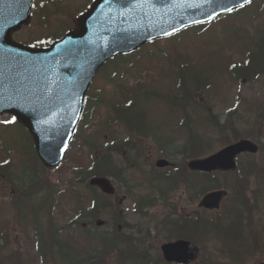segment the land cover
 <instances>
[{"label":"water","instance_id":"water-1","mask_svg":"<svg viewBox=\"0 0 264 264\" xmlns=\"http://www.w3.org/2000/svg\"><path fill=\"white\" fill-rule=\"evenodd\" d=\"M253 0H250L252 2ZM247 0H98L79 20V30L50 49L35 50L12 41V32L30 20L33 0H0V116H15L30 131L36 151L48 167L62 161L83 111L86 92L105 61L144 44L168 37L186 27L205 23ZM258 152L243 140L218 154L189 164L211 173L235 171L242 153ZM158 167L168 162L159 161ZM108 194L105 179H94ZM224 191L207 195L201 207L219 209ZM168 262L190 264L198 257L196 245L178 241L164 245Z\"/></svg>","mask_w":264,"mask_h":264},{"label":"rangeland","instance_id":"rangeland-1","mask_svg":"<svg viewBox=\"0 0 264 264\" xmlns=\"http://www.w3.org/2000/svg\"><path fill=\"white\" fill-rule=\"evenodd\" d=\"M38 1L48 2L50 0ZM88 2L89 0H60L63 6L68 7H64L63 13L60 15L52 13L48 27L52 26L58 17H61L60 23H64L72 29L77 20L75 19L77 11L84 12L89 5ZM253 11H255V6L250 8L247 14L238 18H234L235 16L224 18L206 28L201 35L194 33L195 31H189L178 38L163 40L157 44L146 46L142 52L130 57L129 63L126 65L127 72L123 77L119 78L120 74H117L116 77L113 76L114 81H110V77L116 69L115 64L106 67L94 82L98 93L95 90L93 93L100 94L103 92L120 101L123 100L120 86L127 89L141 86L157 90L161 94L160 101L151 100L147 106L148 113L151 114V121L163 122L164 126L170 128L171 134L181 136L183 131L179 127L181 114L172 109L169 104L171 103L170 98L175 94L174 74L177 67L183 62L198 64L203 71L207 70L210 74L207 77L211 78L213 86L202 95L210 101L209 105L218 115V122L220 124L225 122L229 111H236L234 113H238L240 117H238L237 124L239 135L258 136L260 137L258 141L264 145V77L252 82L237 84L228 72L229 66L243 59L255 36L264 29V11L260 17L251 19ZM37 37H41V31L35 30L34 26H26L14 36V39L29 45ZM130 63L131 66L128 67ZM198 112L203 115L202 112ZM108 114L107 109L101 108L95 115L92 127L83 130L87 136L90 135L93 138L99 148H103L105 139H111L115 136L123 137L125 134L123 127L112 128L106 125L105 121ZM192 114L197 116L196 111H192ZM259 114H261L260 117ZM10 118L4 116L0 121L7 123ZM198 127L201 131L209 133L213 150L220 148L223 138L217 134L212 126L205 123L199 124ZM1 136L3 134H1L0 129V138ZM1 146L2 142L0 141V162H3L5 153ZM89 153L79 137L66 155L61 170L51 176L49 185L55 184L59 191L63 192L62 197L58 199V201L60 200L58 207L54 210L59 226L66 225L76 218V212L81 203L87 204L89 192L83 188L79 190L78 186L72 183V178L73 170L76 167L89 163ZM12 158L18 163L16 155L13 154ZM157 160V154H154L152 163L155 165ZM252 160L246 158L243 162L245 171L251 173L245 181L249 184V190L254 191L251 196V203H256V206L252 209V213L256 211L254 214L260 216V223L264 227V152L256 157V163H253ZM227 179L229 181L228 186L235 188V179L231 177ZM112 180L117 191H119V195L114 201L119 200L117 203L120 205L122 200V210L128 220H136L132 215V203L128 200V195H126L125 190L120 189L114 179ZM220 180L224 182L226 179L221 177ZM199 181L202 180H196V184ZM253 181L257 182L256 187L252 186ZM8 195L9 189L6 183L0 179V264H58L51 263L50 259L47 262L40 260L33 226L29 221L25 220L21 223L15 220V211L10 209L6 202ZM228 207L229 210L234 208L231 204H225L223 214L219 215L223 219L226 218L225 211ZM186 208L195 212L198 209V202L196 204L186 203ZM160 210L159 207L152 213ZM103 219L106 220L107 218L104 217ZM152 236H154V232ZM70 239L80 253L91 248L81 237L72 235ZM203 242L207 255L217 250L218 246L215 243Z\"/></svg>","mask_w":264,"mask_h":264},{"label":"trees","instance_id":"trees-1","mask_svg":"<svg viewBox=\"0 0 264 264\" xmlns=\"http://www.w3.org/2000/svg\"><path fill=\"white\" fill-rule=\"evenodd\" d=\"M263 9L264 6L260 5L257 12L261 13ZM38 14L44 13L42 11H39ZM38 14L37 16H39ZM36 43H44V39L37 40ZM45 44H47V42H45ZM255 59L257 61H261L264 59V32L254 42L251 51L247 55L246 60L242 64L233 68L234 78L239 81L243 78L252 80L260 75H264V72H261V67L259 69L255 68ZM262 67L264 69V65H262ZM179 82H181V95L186 100L193 98L196 93H199L200 90L205 89L209 86V82L200 78L196 79L195 76H192L190 74L189 69L186 68L182 69L178 73L177 83ZM191 85L195 87L194 91H191ZM98 100H100L98 96H88L86 118L97 106L100 105V102ZM114 110L116 112L115 122L126 124L130 131L132 130L134 132L135 130L138 131L140 135H143V129L148 128L145 127L143 123V116L141 115L142 113H140L137 108L133 107L130 109V106L128 104H118L114 107ZM12 126L15 127V132L19 135L21 141L20 143L15 141V149L20 157V168H22V176L17 175L18 177H12L13 172L10 157H7L3 161L4 163L0 166V176L11 186L15 185L19 188V190H16V196L19 195L17 200L20 203V209L22 211L28 210L34 215H40L45 210L47 202L52 199L53 192L47 190L46 187L48 185H44L42 182L44 181L43 177L46 170L41 166L36 156L33 141L27 130L14 120L13 125L5 126L6 134L8 129H10ZM226 127L230 126L227 124L226 126L221 127L219 133H222ZM11 137L9 138L11 142L16 140L13 135ZM236 137L238 139V136H235V138ZM189 139L190 142L186 143L180 148V153H187L192 158L202 157L207 154L206 150L203 151V147L206 146V143H203L201 138H198V136L195 135H190ZM88 145H91V143L88 142ZM8 148L9 146L6 148L7 154H9ZM114 149H120V146H115ZM100 160H102L101 165ZM94 163L99 164H96L95 172L92 176H122L121 172L117 171L116 164L113 162L110 152H106L99 160L94 158ZM123 168H125L126 170L128 169V167H126L124 163L122 169ZM171 183H177V180L173 176L154 178L149 180V189L154 193V195H159V197L167 199V187ZM177 186L179 185L177 184ZM28 189L31 190L29 194H22V192ZM130 192L131 190H129V193ZM33 198H36L37 200L35 203L31 204L29 201ZM152 201V196H148L146 200L145 198H141L136 203L137 208L135 209V211L141 212L143 208L147 206L151 207ZM142 204H144L143 207ZM18 215L20 216V218L29 216L27 214L20 213ZM34 215L30 216L33 218L36 225L35 233L39 243L38 250L43 258L53 253L54 245L58 244L59 242L60 232L53 225L42 224L39 221V218ZM173 217H175L174 214H170L162 222L163 230L167 231L168 233V240H175L179 238L197 239L198 235L201 234L202 231L206 230L205 226L202 227V229L186 227V222L182 220L184 219L183 215H181L180 220H177L175 227L173 223H169V219ZM196 223L199 227L200 221L198 220ZM235 223V220H232L228 225H226V237L222 239L226 242L225 244L223 243L224 247L222 248V254H225L227 248L230 257V264H246V260L248 259V257L245 256V253L253 254L258 247L260 249L262 247L260 235L253 233L251 234V236H249L250 232L247 231V229L251 227L249 222H247L246 227V231L249 234L245 233L243 227L239 223ZM99 239L101 245L97 253H89L88 257L80 259V262L78 264H114V261L116 262V264H124V262L127 260L128 262H130V264H165L158 256L157 251L156 254L153 253L156 248L150 245L148 246L147 243L142 244L138 240L133 238H128V241H119V236L116 233H101ZM230 244L232 248L236 250L237 254L229 252ZM115 248L119 251V255L116 254L110 259L111 254L116 250ZM120 249H126L128 251L125 254ZM60 250L62 253H64L62 248Z\"/></svg>","mask_w":264,"mask_h":264},{"label":"snow or ice","instance_id":"snow-or-ice-1","mask_svg":"<svg viewBox=\"0 0 264 264\" xmlns=\"http://www.w3.org/2000/svg\"><path fill=\"white\" fill-rule=\"evenodd\" d=\"M247 2H250V0H247ZM227 10H228V11H232V9H230V8H229V9H227Z\"/></svg>","mask_w":264,"mask_h":264}]
</instances>
